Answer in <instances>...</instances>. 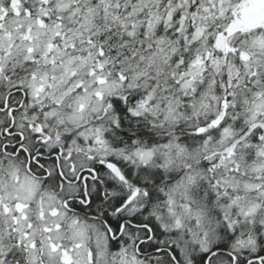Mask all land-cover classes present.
I'll return each mask as SVG.
<instances>
[{
  "label": "snow or ice",
  "instance_id": "snow-or-ice-1",
  "mask_svg": "<svg viewBox=\"0 0 264 264\" xmlns=\"http://www.w3.org/2000/svg\"><path fill=\"white\" fill-rule=\"evenodd\" d=\"M0 264H264V0H0Z\"/></svg>",
  "mask_w": 264,
  "mask_h": 264
}]
</instances>
